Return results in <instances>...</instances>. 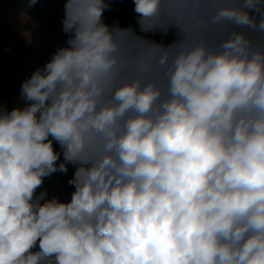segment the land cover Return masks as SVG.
<instances>
[{
	"label": "clouds",
	"instance_id": "1",
	"mask_svg": "<svg viewBox=\"0 0 264 264\" xmlns=\"http://www.w3.org/2000/svg\"><path fill=\"white\" fill-rule=\"evenodd\" d=\"M112 2L0 102V264H264V0Z\"/></svg>",
	"mask_w": 264,
	"mask_h": 264
},
{
	"label": "trees",
	"instance_id": "2",
	"mask_svg": "<svg viewBox=\"0 0 264 264\" xmlns=\"http://www.w3.org/2000/svg\"><path fill=\"white\" fill-rule=\"evenodd\" d=\"M55 1L60 3L64 10L65 0ZM52 49L50 46L47 51H40L27 45L0 20V102L7 104L9 109L16 106L22 82L30 77L37 67H42L50 60L54 52ZM72 171L69 166L67 175L56 173L46 178L44 187L49 195H57L62 201L70 200L74 188L70 187L67 181L71 178Z\"/></svg>",
	"mask_w": 264,
	"mask_h": 264
},
{
	"label": "crops",
	"instance_id": "3",
	"mask_svg": "<svg viewBox=\"0 0 264 264\" xmlns=\"http://www.w3.org/2000/svg\"><path fill=\"white\" fill-rule=\"evenodd\" d=\"M25 7L26 3H21L20 0H0V20L27 45L40 51H47L51 46L50 37L53 35L51 11L38 2L34 8L28 9L30 18L22 21L21 12ZM24 32L31 33L30 44L23 35Z\"/></svg>",
	"mask_w": 264,
	"mask_h": 264
},
{
	"label": "rangeland",
	"instance_id": "4",
	"mask_svg": "<svg viewBox=\"0 0 264 264\" xmlns=\"http://www.w3.org/2000/svg\"><path fill=\"white\" fill-rule=\"evenodd\" d=\"M133 9L134 4L130 0H113L111 9L106 10L104 13L105 22L112 24L113 22L118 21L121 26H127L129 24L135 25L134 18L136 14ZM66 39V35L60 39L62 46Z\"/></svg>",
	"mask_w": 264,
	"mask_h": 264
},
{
	"label": "built area",
	"instance_id": "5",
	"mask_svg": "<svg viewBox=\"0 0 264 264\" xmlns=\"http://www.w3.org/2000/svg\"><path fill=\"white\" fill-rule=\"evenodd\" d=\"M40 4L44 6L46 9L51 11L52 20H53V35L50 37V45L55 51L57 47L62 46L60 39L63 36L62 31V18H63V7L60 3L55 0H39ZM157 40L160 39L159 36L154 37ZM166 41L170 40L171 37L165 38Z\"/></svg>",
	"mask_w": 264,
	"mask_h": 264
}]
</instances>
